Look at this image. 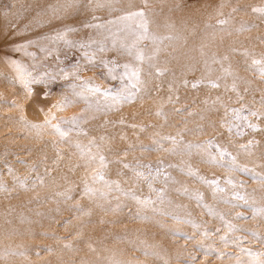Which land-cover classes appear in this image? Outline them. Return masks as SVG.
I'll return each instance as SVG.
<instances>
[{
    "label": "rangeland",
    "instance_id": "obj_1",
    "mask_svg": "<svg viewBox=\"0 0 264 264\" xmlns=\"http://www.w3.org/2000/svg\"><path fill=\"white\" fill-rule=\"evenodd\" d=\"M63 3L64 0H0V183L8 188L0 191V264H189L191 256L197 258L195 264H236L235 256L243 254L219 242V236L226 232L224 222L219 215L209 214L205 205L224 213L225 219L239 228L250 230L229 234L245 237V248L264 251V245L251 235L255 231L264 236V219H252V208L246 205L233 208L224 204L199 176L219 179L226 188H230L225 183L229 176L243 181L244 187L237 190L261 202L264 185L246 172L229 171L227 157L225 164H210L195 149L191 156L184 153L183 144L176 146L174 154L157 150L156 143L170 149L173 145L163 137L173 136L193 145L213 139L227 148L241 167L264 175V131L246 130L243 136H237L235 130L228 132L223 123L225 107L239 108L243 104L264 112V79L245 70L253 57L264 55V16L252 11L253 7H264V0H120L114 5L117 11L111 12L107 8L93 12L88 0H79L67 12H54ZM137 10L145 12L150 33L173 37L159 45L151 40L140 43L145 55L154 58L140 65L146 84L139 97L107 114L85 112L81 127L87 135L73 132L68 142H61L50 127L39 132L25 128L21 117L43 123L51 112L55 117L52 122L57 123L87 108L69 87L79 81L73 77L63 79L62 68L71 70L79 62L81 80L113 91L119 87L118 80L107 78L102 65L92 66L82 59L83 49H69L63 42L45 38L73 27L77 31L68 33V40H102L103 30L83 25L107 24L125 11ZM93 16L98 19L93 20ZM220 20L228 21L223 29L218 26ZM242 26L248 30H239ZM30 41L35 43L26 51L34 53V57L15 51ZM41 47L47 51H41ZM244 51L250 54L247 58L242 55ZM98 56L118 64H135L132 57L114 50ZM225 56L228 59L222 60ZM214 58L222 63L214 62ZM11 59L20 61L35 76L46 80L54 76L55 80L33 84V93L28 95ZM229 67L233 75L225 77L223 70ZM156 68L165 70V74L157 76ZM234 79L243 97L241 102H237L235 93L225 90V85L230 86ZM185 80L189 82L187 86ZM197 80L204 83L193 88L192 82ZM217 80L220 87L211 88L209 81ZM65 97L74 103L52 107ZM161 110L164 115H157ZM250 119L264 129V119ZM93 139L99 147L92 148L97 160L90 164L73 145L79 142L87 146ZM249 140L253 141L251 154L239 147ZM100 155L107 162L105 178L118 182L121 189L153 200L158 198L157 190L163 189L165 202L157 205L161 211L141 209L131 195L117 191L115 186L106 200L85 195V183L102 187L91 181L93 171L100 170ZM123 164L151 165L153 176L162 166L173 179L165 184L161 176L152 181L150 188L147 181L137 179L132 169ZM188 165L197 176L189 175ZM9 167L13 173H9ZM138 170L145 174L149 171ZM15 176L26 178L27 187H20ZM197 192L203 194L202 200L197 199ZM78 207L84 211H78ZM138 212L148 219L137 216ZM237 213L246 218L234 219ZM172 214L180 216L181 222ZM204 228L213 234L203 237ZM216 228L222 231L216 234ZM192 236L195 239H189ZM201 244L232 256L218 258L215 251L206 253Z\"/></svg>",
    "mask_w": 264,
    "mask_h": 264
},
{
    "label": "snow or ice",
    "instance_id": "obj_2",
    "mask_svg": "<svg viewBox=\"0 0 264 264\" xmlns=\"http://www.w3.org/2000/svg\"><path fill=\"white\" fill-rule=\"evenodd\" d=\"M79 0H64V3L60 6V8L55 9L54 12L64 11L67 12L69 8L75 7L78 4ZM120 0H88L91 11L95 12L97 9L107 8L110 12L117 11L114 7L115 4L119 3ZM235 11V9H234ZM252 11L254 13L260 14L264 16V7H253ZM93 20H97L98 18L93 16ZM149 20L146 17V14L143 10L137 11H125L122 15L116 17L115 19H111L107 21V24L104 23H85L83 26L86 28H96L103 30V39L102 40H92L89 39L87 43L77 42L66 39L68 33L77 31L76 28L69 27L64 32H58L54 36L46 37L45 39L56 43L63 42V44L69 49L79 48L83 49L82 59L86 60L89 65L95 66L97 64L102 65L104 69H106L107 78L113 81H119V87L113 91L111 88H102L99 85L94 84L92 81H83L78 76V72L80 70L79 62L73 66L71 70L60 69V74L63 79H69V77H73L79 83H72L69 87L72 89L73 96L79 99H83L87 108L82 110V112L73 116L71 119H64L60 122L53 123L52 121L55 117L48 113L43 123H33L27 119L21 117V123L25 128L35 130L39 132L45 127H50L53 129L54 133L57 134L61 140V142H68L70 135L75 132L77 135H87V133L81 127L83 121H85L86 117L84 113L87 111H95L99 113L107 114L110 111H113L118 106L123 103H131L134 102L139 94L144 90L146 81L142 79V69L140 65L145 62L151 61L154 57L146 56L143 49L139 47L140 43L144 40H151L153 44L159 45L163 43L164 40H172V36L160 37L149 31ZM228 23L227 20L218 21V26L223 29V26ZM239 30H248L243 26ZM130 41V42H129ZM35 42H28V44L19 45L15 51L17 53L24 52L26 55L33 56L34 53H29L26 51L27 47L30 44ZM95 46V47H94ZM41 51H47L46 48L41 47ZM114 50L118 51L122 54H126L132 57L135 61L133 63H124L118 64L115 60H106L103 57L98 56V53H105L107 51ZM156 51H159L157 46ZM235 51V50H234ZM246 58L250 55L247 51L242 53ZM228 57L225 56L222 60H227ZM222 60H215L214 62L222 63ZM11 65L16 69L17 78L19 83L23 85L26 93L31 95L33 93L32 85L39 83H46L55 80L54 76L45 77L35 76L30 72L23 64L20 63L17 59L10 60ZM149 67H156L155 65L149 64ZM120 69V71H118ZM246 71H251L254 76H258L261 79H264V55L260 58L253 57L251 59L250 64H246ZM225 77L233 75L230 67L224 69ZM165 74V70L156 68V75L163 76ZM223 78V77H222ZM184 85L187 86L189 82L185 80ZM203 80H197L192 82L193 88H198L201 84H203ZM209 86L211 88H219L220 84L217 81H209ZM171 90V85L169 86ZM226 91H231L236 94L237 102H241L243 100L242 95L240 94L235 79L233 83L228 86L225 85ZM247 91V89H245ZM219 100V98H218ZM73 100H69L67 97L63 98L61 101H58L57 104L53 105V108H64L70 104H73ZM207 103V101H205ZM261 105L264 106V98L261 100ZM177 111H180L179 109ZM157 115L163 116V111H158ZM191 114V113H190ZM225 121L228 132H233L235 130V134L237 136H243L246 130H251L252 132H261L264 131L260 127L259 124L253 123L250 117L256 118V120L264 119V112L260 110H253L252 108L241 104L239 108L229 109L225 107ZM231 116V119H227V117ZM203 119V117H201ZM62 125H67V128ZM202 128H199L198 131H202ZM143 131V128H141ZM103 139V137H102ZM162 139L170 141L173 145L170 149H164L163 144L157 141V150L170 151L175 154L176 146L183 144V152L191 156L193 154V149L196 150V154L202 156L208 163L210 164H225V158L227 157L230 163L227 164L229 171H240L246 172L250 174V177L256 182L264 185V175L256 173L254 169H250L247 167H241L237 158L233 156L227 148L222 145L216 143L213 139H209L207 141L198 143L193 145L192 143H184L182 140H177L176 137L168 136L163 137ZM76 149L79 150L81 157H87L88 162L91 164L97 160V156L93 154L92 148L99 147L96 145L95 140L93 139L87 146L76 142L73 145ZM242 150L251 154V149L253 147V141L249 140L247 144L239 146ZM215 150V153L213 152ZM99 165L100 170H94L91 175V181L93 184L101 183L102 187L97 189L91 187L88 183H85L84 194L89 197H98L100 199H107L111 190L115 186L117 191L124 192L125 195H131L132 199L139 205L141 209L151 208L153 212L161 211L157 205H162L164 201L163 189L157 190L159 195L157 200H153L151 197L141 198L136 195L134 192L125 191L120 188L118 182H113L107 180L105 178L103 169L107 167L106 158L103 155L99 156ZM162 165V162H160ZM124 168L132 169L137 179H144L148 182L149 187L151 188V183L154 179H157L162 176L163 182L167 184L173 178L166 171L163 170L162 166L157 167L155 170V176L152 174V166L151 165H137L132 166L130 164H123ZM169 167H174L173 165H169ZM139 168H147L149 171L147 174L145 172L138 170ZM9 173H13V169L9 167ZM189 175L197 176L198 173L193 171L191 165H188ZM18 185L22 188H26L28 181L26 178H21L19 176L14 177ZM199 179L204 180L213 191L214 195H217V198L222 201L224 204H228L231 207H239L241 205H246L252 208V219H256L257 216L264 219V202L258 201L255 196L249 195L247 193H242L238 191L237 188H243V181L237 182L233 177L229 176L225 183L230 186V188L222 187L219 179L206 180L203 176H199ZM42 183V180H41ZM0 191H8V188L5 184L0 183ZM187 191V188L184 189ZM223 194V195H219ZM196 197L198 200L203 199V194L197 192ZM66 199H71L70 196L65 197ZM264 200V198H262ZM170 203V201H169ZM119 207V205L117 206ZM208 209V213L211 215H219V218L224 222L223 226L226 229L224 235L219 236V242L225 247L233 246L239 249V252L243 254L236 255L235 261L236 264H264V251L253 252L251 248H245L243 245L246 240L243 236H230L229 234L236 232H247L250 231L248 229L239 228L236 224L232 223L230 220L225 219L224 213H216L215 210L209 206L205 205ZM78 211L83 212L82 208L77 209ZM116 210V209H113ZM86 215L89 213H85ZM166 214V213H162ZM137 216H140L142 219H148L147 216H142L140 212L137 213ZM172 218L177 222H181V217L172 214ZM241 213H237L234 219H245ZM191 222V221H189ZM194 227H199L196 224H193ZM222 231L221 228H216L215 233L218 234ZM207 228H204L201 235L205 238L212 235ZM251 235L254 239H256L259 243L264 245V236H261L259 233L255 231H251ZM189 239H195V236L189 237ZM71 245H66V247H70ZM201 248L205 249V252L215 251L218 258H223L224 256H229L231 258V253H226L221 250L214 248L213 246L205 247L203 244L200 245ZM244 257H250V259L245 260ZM195 256L190 257L189 264H195L196 261Z\"/></svg>",
    "mask_w": 264,
    "mask_h": 264
}]
</instances>
